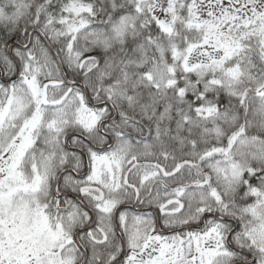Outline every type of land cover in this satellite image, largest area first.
Masks as SVG:
<instances>
[{"label": "snow or ice", "instance_id": "snow-or-ice-1", "mask_svg": "<svg viewBox=\"0 0 264 264\" xmlns=\"http://www.w3.org/2000/svg\"><path fill=\"white\" fill-rule=\"evenodd\" d=\"M0 264H264V0H0Z\"/></svg>", "mask_w": 264, "mask_h": 264}]
</instances>
